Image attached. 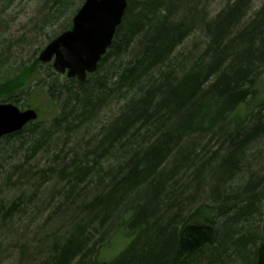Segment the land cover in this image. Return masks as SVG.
Masks as SVG:
<instances>
[{
  "label": "trees",
  "instance_id": "trees-1",
  "mask_svg": "<svg viewBox=\"0 0 264 264\" xmlns=\"http://www.w3.org/2000/svg\"><path fill=\"white\" fill-rule=\"evenodd\" d=\"M18 1L0 0V16ZM84 1L40 0L32 58L0 74V101L39 94L51 109L43 119L40 100L24 99L39 118L0 139V264H173L190 223L217 238L178 264H256L264 177L249 164L264 163V145L247 153L264 144V0L248 26L256 0L228 3L188 70L173 54L196 28L171 14L187 0H128L79 81L38 54Z\"/></svg>",
  "mask_w": 264,
  "mask_h": 264
},
{
  "label": "water",
  "instance_id": "water-1",
  "mask_svg": "<svg viewBox=\"0 0 264 264\" xmlns=\"http://www.w3.org/2000/svg\"><path fill=\"white\" fill-rule=\"evenodd\" d=\"M128 0H85L73 17L72 27L58 34L39 53L42 63L68 77L85 81L98 69L122 23ZM38 118L33 108L21 110L11 102H0V138L20 131ZM211 224L186 225L181 232L174 262L181 263L207 243L215 240ZM256 264H264V244L258 249Z\"/></svg>",
  "mask_w": 264,
  "mask_h": 264
},
{
  "label": "rangeland",
  "instance_id": "rangeland-1",
  "mask_svg": "<svg viewBox=\"0 0 264 264\" xmlns=\"http://www.w3.org/2000/svg\"><path fill=\"white\" fill-rule=\"evenodd\" d=\"M39 1L40 0H31L29 2V0H19L16 4V6L18 5L16 9L10 7L5 14L0 16V30L2 33V35L0 36V48L5 47L2 51H5L6 53L5 59L0 58V74L4 71V67H6L11 62L17 63L21 60L27 61L32 58L33 48L31 47V45H29L30 42L28 44L26 43V36L28 35V31L32 29V27H30V25H32V19L38 13ZM231 1L232 0H187L186 3H184L185 6H181V9H177L174 7L171 9V14L175 16L173 17V21H177V19L181 18L182 14H186V17H189L188 21L193 22V26L196 28L195 30L194 28H192L191 32L186 37V40L173 54V57L176 55L179 56V59L177 60L178 66H184L185 64H187L188 66H185L187 70L192 66L195 58L200 56L201 52L204 51L207 45V41L211 39L209 37L207 38L206 36L208 34V27H211L213 29L215 28L213 19L218 16V14L224 8H226L227 4ZM261 3L262 0H256L249 10L250 13L248 12L247 14L249 16L246 17L247 20L245 19V24L247 26L249 23L248 21L252 20V13L260 9V7L262 6ZM8 48L10 49V51L8 50ZM178 54H185V56H188V61H184L182 56ZM7 57L9 58L8 60H6ZM44 80H46V78ZM26 98H29L30 101H34L35 103L33 105H38V102L40 100V103H42V105H40L38 108L39 112L43 115V119H50L51 109L49 108V104L43 103V101L39 97V94H34L32 97L29 94L21 95L19 103H15V105L19 106L22 109L27 108L21 105V102H23ZM92 132L93 128L91 130V133ZM259 142L264 143L263 138ZM263 145L264 144H258V142L251 144L249 146L247 154L251 155L252 153H254L255 155L256 150H258L257 148ZM22 159L25 160L23 156ZM45 162L46 160L43 159L40 167H43L45 165ZM249 166L251 168V171L253 172L252 178L256 177V179H260L261 177H264V163L257 162L256 165L251 166V164H249ZM247 180H250V177L248 175L245 178V181ZM242 186L243 185H240V187ZM235 188L237 189L238 187ZM239 192L240 190L237 191V193Z\"/></svg>",
  "mask_w": 264,
  "mask_h": 264
},
{
  "label": "bare ground",
  "instance_id": "bare-ground-1",
  "mask_svg": "<svg viewBox=\"0 0 264 264\" xmlns=\"http://www.w3.org/2000/svg\"><path fill=\"white\" fill-rule=\"evenodd\" d=\"M15 7H16V6H15ZM249 23H251V21H249ZM91 164H92V163H91ZM92 165H93V164H92ZM116 165H118V164H116ZM94 178H96V176H94ZM94 178H93V179H94ZM107 182H108V180H105V183H107ZM214 229H215L216 238H217L216 228L214 227ZM216 238H215V239H216ZM214 241H215V240H214ZM214 241H213V242H214ZM174 256H175V254H174ZM174 256H173V258H172V262H173V264H178V263H175V262H174V260H173V259H174Z\"/></svg>",
  "mask_w": 264,
  "mask_h": 264
}]
</instances>
